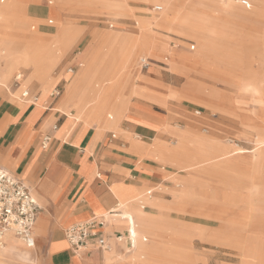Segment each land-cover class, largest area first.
I'll list each match as a JSON object with an SVG mask.
<instances>
[{"label":"rangeland","instance_id":"374dc122","mask_svg":"<svg viewBox=\"0 0 264 264\" xmlns=\"http://www.w3.org/2000/svg\"><path fill=\"white\" fill-rule=\"evenodd\" d=\"M14 1L27 3V26L32 33L41 31L55 39L60 26L68 27L65 30L68 40H61L59 48L55 43L49 49L57 62L52 64L48 95L61 78L68 76L65 71L68 59L84 52L98 35L120 33L151 37L154 48L162 49L138 54L134 78L130 87L122 90L125 97L115 105V95L111 100L112 108L104 113L108 124H91L96 123V128L108 135L114 132L118 137L123 136L125 143L138 144L142 139L139 133L123 132L120 127L110 124L123 120V114H116L118 108L124 107L127 112L139 105L138 100L145 101L165 117L153 137L147 139L149 142L159 141L185 151L191 140L180 138L174 131L183 128L225 145L232 155H212L204 165L198 164V159L187 158L186 151L177 155V164L158 159L159 165L167 169V180L158 185L153 197L144 196L145 208L139 206L147 217L157 221L156 234L144 233L138 241L153 250V262L147 264H264V160L254 159L248 163L242 156L235 160L238 155H233L243 149V157H248L249 151L244 149L252 152L257 136L264 140V97L254 91L259 89L264 94V0H249L250 8L241 4V0H204L203 3L174 0L177 7L180 4L199 6L196 8L197 12L202 11L199 18L187 17L185 11L180 17L185 16L188 22H193L191 25L206 27V35L164 23L171 6L160 0H127L123 8L114 0ZM154 5H161L163 9L156 12ZM100 48L105 50V46ZM35 50H31V56ZM170 51L199 55L198 58L207 60L209 67L202 61L176 60ZM3 56L0 54L4 66ZM64 57L67 61L61 63ZM141 57L151 60L146 71L140 68ZM3 70L0 68V91L8 101L20 102L12 95L20 93L14 87L18 73L22 74V88L28 87L41 96L39 82H25L31 69L23 62L15 63L7 78L2 77ZM248 83L251 90L238 86ZM193 84H202L217 96L207 99L189 92L188 88ZM64 93L59 96L60 103ZM65 113L76 116L77 110L70 108ZM71 121L75 123V120ZM84 123L80 120L77 124ZM258 147L264 148V145ZM193 175L200 176L190 188L191 194L184 201L175 203L174 197L188 188L187 180ZM154 185L146 186L141 193ZM10 237L11 233L7 238ZM125 241H128L127 235L122 240ZM10 255L15 264H40L36 252L33 257H27L12 250Z\"/></svg>","mask_w":264,"mask_h":264},{"label":"crops","instance_id":"0c3cea01","mask_svg":"<svg viewBox=\"0 0 264 264\" xmlns=\"http://www.w3.org/2000/svg\"><path fill=\"white\" fill-rule=\"evenodd\" d=\"M114 1L120 8L127 4V0ZM156 6H153V10L161 11L156 10ZM201 12L197 13L202 15ZM28 19L27 3L0 0V54L6 60L4 66L0 60V68L4 69L2 77L7 78L12 73L15 63L23 62L27 69H31L25 82L29 84L37 81L42 89L40 96L39 92L28 87L22 88V74L18 73L14 87L20 93L12 95L20 102L8 101L0 91V167L21 179L40 205L33 232L36 239L34 252L38 254L40 264L153 262L152 248L137 241L144 233L156 234V219L147 217L139 206H146L144 196L149 189L141 193L143 188L156 184L150 188L156 190L161 182L167 180V169L159 165L158 159L177 164V155L186 151L187 158L198 159L197 163L204 165L212 155H232L225 145L210 137L196 136L183 128L180 132L176 128L174 131L180 138L191 140L185 151L179 147H169L163 142H149L147 139L153 137L159 122L164 121L165 117L145 101L138 100L139 105H134L132 110L129 109L130 112H124V107L118 108L116 114H123V120L110 124L120 127L123 132L139 133L142 139L138 144L125 143L123 136L112 138L114 132L108 135L96 128V123L91 124H108L104 113L112 108L111 100L115 95V105H119L125 97L122 90L130 87L138 54L162 49L154 48L151 37L104 33L98 35L78 56H71L68 61L66 57L62 58L61 63L68 62L65 70L68 80L63 77L55 86L65 91L64 100L60 103L59 97L48 95L51 77L42 80L35 74L30 52L35 48L46 54L68 27L60 26L56 39H53L50 34L41 31L30 32ZM59 23L61 25L62 22L59 20ZM190 32L208 34L200 28H191ZM101 45L105 46V50L100 48ZM174 55L185 58L186 62L202 61L203 65L209 67L207 60L198 58L199 55L191 56L184 52H174ZM141 58L150 60L149 57ZM69 67L74 69L73 73L68 72ZM149 67L143 69L140 64L142 71ZM19 74L21 76L18 79ZM104 86L107 87L102 93ZM25 90L30 95H37L39 101L31 103L29 99L23 98ZM70 108L77 110L76 116L65 113ZM71 120H75V123L72 124ZM80 120L85 123L78 125ZM45 136L51 137L48 148L42 147ZM237 151L233 153L238 155L234 157L235 160L242 156ZM199 176L193 175L187 180L188 188L174 197L175 203L184 201L191 194L190 188L197 183ZM116 207L119 213H109ZM102 215L107 217V222L100 229L111 248L102 250L92 242L87 251L76 253L66 240L64 230L73 224ZM130 215L137 222L136 228H140V234L134 237L131 231L135 226L132 225ZM9 233L4 237L7 238ZM126 235L128 241L123 243ZM5 261L7 264H15L12 255L6 256Z\"/></svg>","mask_w":264,"mask_h":264},{"label":"built area","instance_id":"2783aa9c","mask_svg":"<svg viewBox=\"0 0 264 264\" xmlns=\"http://www.w3.org/2000/svg\"><path fill=\"white\" fill-rule=\"evenodd\" d=\"M241 4L250 8L249 0H241ZM156 10H162V6H156ZM193 47V46H192ZM167 59V57H166ZM141 67L146 69L150 65L148 58L141 60ZM72 67L68 68V72L73 73ZM20 74L17 78H20ZM63 92L62 87H55L51 92L52 97H59ZM23 98H27L31 103H37L39 97L30 95L29 91L25 90L22 93ZM199 113V111H197ZM117 135L112 133V138ZM51 137L45 136L42 141V147L48 148ZM155 189H149L146 196H152ZM40 205L33 195L31 189L19 178L11 174L9 171L0 167V245L2 238L7 232H13L21 237L29 244L34 243L33 229L37 221ZM109 213H119V208L112 209ZM107 217L95 216L83 222H79L67 227L64 230L65 238L71 248L76 252L87 251L92 242L95 246L102 250H109L110 243L106 236L103 235L100 227H103L107 222ZM121 236L118 237L120 239Z\"/></svg>","mask_w":264,"mask_h":264},{"label":"bare ground","instance_id":"6f19581e","mask_svg":"<svg viewBox=\"0 0 264 264\" xmlns=\"http://www.w3.org/2000/svg\"><path fill=\"white\" fill-rule=\"evenodd\" d=\"M160 1L163 4L171 6V9L167 11V15L164 18V23L172 25V26H174V27H176L178 29H183L184 28V29H187L189 31H191V28H200L203 31L206 28L203 25L201 27H199V26H197L195 24L191 25V24H193V22H188L187 19H185V16H183V18L180 17V14L185 11L184 15H186L187 17H188V15H192V16H197L199 18V16H201V15H199L196 12V10H197L196 8H198L199 6H196L194 4H185V5L180 4L179 7H177L176 4H175L176 2L174 0H171V1L170 0H160ZM197 1L203 3L204 0H197ZM253 1H255V0H253ZM57 33L58 32H56V37H57ZM67 35H68L67 32L64 31L63 36L59 37V41L58 42L55 41V43H56L58 48H59V45L61 43V40H63V41L68 40L67 39V37H68ZM60 47H61V45H60ZM144 47H146V46H144ZM171 56L174 59L180 60L182 62H186L187 61L185 58H178L177 56H175L174 52H171ZM31 59H32L31 60L32 64L36 68L35 69V74L42 80H48L51 77L52 67H53L52 64L54 65L57 62L52 57L51 52L48 51L45 54L44 52H41V51L39 52V51L35 50V53H34L33 56H31ZM141 60H142V58H141ZM250 85H251L250 83H248L246 85H239L238 84V86L240 88L244 89V90L245 89L249 90L250 87H251ZM188 89H189V92L196 93V94H198L200 96H204L207 99H215L214 98L215 95L217 96V93H214L211 90H206L205 86L202 85V84L190 85V87ZM254 91L256 93L261 94L264 97L263 92H261L259 89H254ZM64 97H65V94L63 95L62 101L64 100ZM180 131H182V130H180ZM255 142H256V147H255V149L252 152L248 153V157H243V155H245V152H243V149H241V155H242V157L245 160H248L247 161L248 163H250L254 159H262V160H264V148L263 147L262 148L258 147L260 144L264 145L263 144L264 140L263 141L259 140V136H257L256 139H255ZM197 143H200V142H197ZM130 217H131L132 225L135 226V224H137L136 220L131 215H130ZM131 233H132V237H134L135 235L140 234V229L138 227L136 228V226H135V228L132 227ZM11 234H12L11 238H5L4 237L5 235L2 238V244L0 245V264H7V262L5 261V258H6V256L10 255V252L12 250H18L20 255L23 254V255H25L27 257L28 256H33V252H34V249L36 247L35 239H34V243L33 244H29L27 241H25L21 237L15 235L13 232H11ZM22 242L24 244H22ZM137 243H138V241H137Z\"/></svg>","mask_w":264,"mask_h":264}]
</instances>
